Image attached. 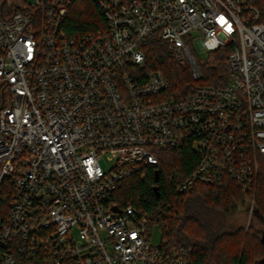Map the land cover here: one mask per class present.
Masks as SVG:
<instances>
[{
	"label": "built area",
	"instance_id": "built-area-1",
	"mask_svg": "<svg viewBox=\"0 0 264 264\" xmlns=\"http://www.w3.org/2000/svg\"><path fill=\"white\" fill-rule=\"evenodd\" d=\"M74 1L0 0V264H193L150 242L147 213L114 194L187 144L198 162L175 191L223 175L251 191L264 158V0H89L94 29L68 32ZM153 35L178 63L191 65L189 42L226 49L227 82L170 97L161 70L139 80Z\"/></svg>",
	"mask_w": 264,
	"mask_h": 264
},
{
	"label": "trees",
	"instance_id": "trees-1",
	"mask_svg": "<svg viewBox=\"0 0 264 264\" xmlns=\"http://www.w3.org/2000/svg\"><path fill=\"white\" fill-rule=\"evenodd\" d=\"M65 18L68 32L92 31L101 13L89 0H75ZM93 7V9H92ZM201 77L196 80L188 61L178 63L168 43L158 35L144 45L145 63L139 68V80L150 71L161 70L169 82L170 97L187 94L193 83L224 85L229 78L226 49L213 51L208 63L190 48ZM157 162L124 178L115 191L118 206L131 203L148 216V227L159 224L168 248L188 250L193 264H254L264 257V230L243 228L234 220L240 206L253 200L255 214L264 221V158L259 160L253 188L241 190L238 182L223 175L218 183L196 184L178 193L174 186L194 169L198 155L190 146L162 149ZM145 172L144 176L142 173ZM158 186V195L153 186ZM3 188L6 187L4 184Z\"/></svg>",
	"mask_w": 264,
	"mask_h": 264
},
{
	"label": "rangeland",
	"instance_id": "rangeland-1",
	"mask_svg": "<svg viewBox=\"0 0 264 264\" xmlns=\"http://www.w3.org/2000/svg\"><path fill=\"white\" fill-rule=\"evenodd\" d=\"M28 2H31L33 0H27ZM93 9V7H92ZM190 48H194L195 52H196V56L198 57V59H201V61H206L208 63H210L213 60V56L214 54L211 52H205L202 49L200 50L199 47L192 43L189 42ZM103 167L106 166L105 162L101 161ZM110 164V161L107 162V165ZM145 172L142 173V176H144ZM253 201V200H252ZM251 199H247V203H245L244 205L240 206V208H238L236 214L234 215V220L235 223L237 225H241L243 228H248V227H257V228H264V221H261L257 215L255 214V206L253 203V207L251 208V203H252ZM250 213H252L250 215ZM253 228V227H252ZM75 231V229H74ZM73 231V232H74ZM150 242L152 243H160L162 241H164V237H163V233L159 227V224L154 223L150 228ZM255 264V263H254Z\"/></svg>",
	"mask_w": 264,
	"mask_h": 264
},
{
	"label": "water",
	"instance_id": "water-1",
	"mask_svg": "<svg viewBox=\"0 0 264 264\" xmlns=\"http://www.w3.org/2000/svg\"><path fill=\"white\" fill-rule=\"evenodd\" d=\"M191 66H192L193 71L195 73H197V66H196V63H195L194 59L191 60ZM153 190L158 195V186L157 185L153 186ZM114 209H116V207H114ZM261 238L264 239V234H262ZM258 262H264V257H262L260 260H258L255 264H257Z\"/></svg>",
	"mask_w": 264,
	"mask_h": 264
},
{
	"label": "flooded vegetation",
	"instance_id": "flooded-vegetation-1",
	"mask_svg": "<svg viewBox=\"0 0 264 264\" xmlns=\"http://www.w3.org/2000/svg\"><path fill=\"white\" fill-rule=\"evenodd\" d=\"M262 230H264V228H262ZM257 264H264V262H258Z\"/></svg>",
	"mask_w": 264,
	"mask_h": 264
}]
</instances>
